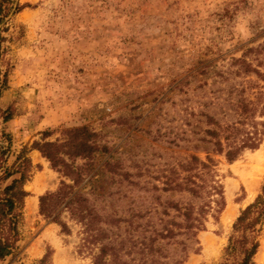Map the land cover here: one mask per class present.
<instances>
[{"label": "rangeland", "instance_id": "374dc122", "mask_svg": "<svg viewBox=\"0 0 264 264\" xmlns=\"http://www.w3.org/2000/svg\"><path fill=\"white\" fill-rule=\"evenodd\" d=\"M0 2V142L8 148V166L23 147L31 163L17 247L0 264H89L75 252L78 225L68 220L72 232L64 234L38 212L39 195L63 177L32 144L62 141L65 128L87 126L105 147L89 159L79 187L93 186L100 201L124 194V209L131 200L130 206L150 208V186H161L170 165L210 149L197 139L204 135L200 116L188 115L185 124L184 103L196 113L207 90L199 85L210 77L199 69L225 70L232 56L262 43L264 0ZM216 157L225 205L208 214L198 250L183 264L222 261L235 218L264 181V137L231 163ZM9 180H1L0 188ZM29 197L35 199L31 208ZM226 206L235 214L223 223ZM258 241L253 259L264 264V222Z\"/></svg>", "mask_w": 264, "mask_h": 264}, {"label": "trees", "instance_id": "16d2710c", "mask_svg": "<svg viewBox=\"0 0 264 264\" xmlns=\"http://www.w3.org/2000/svg\"><path fill=\"white\" fill-rule=\"evenodd\" d=\"M0 2V13H1ZM264 40L248 47L240 56H232L225 70L211 74L199 86L197 110L184 103V122L188 115H198L205 127L198 140L210 144L203 157L189 153L170 165L161 186L152 183L155 201L145 210L124 209V194L100 201L93 186L83 191L79 185L89 173V159L105 146L99 133L87 126L65 128L62 141L34 142L50 166L63 177L58 186L38 197V212L71 234L68 220L78 225L75 252L89 258V264H183L190 252L198 250V233L205 229L208 214L220 212L224 205L223 186L218 172L219 158L231 163L245 149H255L264 137ZM254 55L252 58L249 55ZM186 93V91H184ZM187 98H183V101ZM172 141V140H171ZM23 147L12 165L6 164L8 148L0 142V259L17 247L19 223L28 192L30 159ZM76 158L85 162L76 164ZM18 173L19 177H12ZM133 185L138 183L131 182ZM159 191L165 193L161 198ZM170 192L178 194L173 198ZM159 207V208H158ZM67 216L64 219L63 215ZM212 215V214H211ZM264 222V181L252 202L239 211L219 264H256L254 254ZM47 253L41 259L45 262Z\"/></svg>", "mask_w": 264, "mask_h": 264}, {"label": "bare ground", "instance_id": "6f19581e", "mask_svg": "<svg viewBox=\"0 0 264 264\" xmlns=\"http://www.w3.org/2000/svg\"><path fill=\"white\" fill-rule=\"evenodd\" d=\"M252 181V180H251ZM35 182H37V180H35ZM249 185V184H248ZM249 189V187H248ZM35 199H27L26 201V206L27 208H31V206L34 204ZM33 207V206H32ZM234 211L232 210V208L230 206H226L225 210L222 213L221 219L223 223H228L232 220L233 216H234ZM208 239V238H207ZM211 243V242H210ZM264 255V254H263ZM194 259L190 260V262H188L187 264H191V262H193Z\"/></svg>", "mask_w": 264, "mask_h": 264}, {"label": "crops", "instance_id": "0c3cea01", "mask_svg": "<svg viewBox=\"0 0 264 264\" xmlns=\"http://www.w3.org/2000/svg\"><path fill=\"white\" fill-rule=\"evenodd\" d=\"M27 196H28V195H27ZM27 196H26V197H27ZM26 197H25V198H26ZM27 199L29 200V199H31V197H29V198H27ZM27 199H26V201H27Z\"/></svg>", "mask_w": 264, "mask_h": 264}]
</instances>
